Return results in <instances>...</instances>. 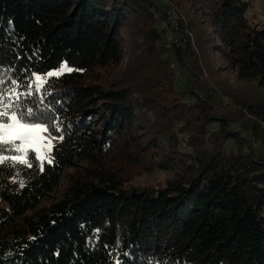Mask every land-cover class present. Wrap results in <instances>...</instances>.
Here are the masks:
<instances>
[{
    "label": "trees",
    "instance_id": "1",
    "mask_svg": "<svg viewBox=\"0 0 264 264\" xmlns=\"http://www.w3.org/2000/svg\"><path fill=\"white\" fill-rule=\"evenodd\" d=\"M185 1L165 48L153 0H0V92L73 69L13 108L63 140L43 171L32 151L31 167L0 163V264H264V98L227 118L201 90L218 59L264 88V29L252 0ZM134 17L133 62L119 27ZM171 56L194 66L195 88L172 83ZM146 59L148 86L101 82L125 62L141 82Z\"/></svg>",
    "mask_w": 264,
    "mask_h": 264
},
{
    "label": "rangeland",
    "instance_id": "2",
    "mask_svg": "<svg viewBox=\"0 0 264 264\" xmlns=\"http://www.w3.org/2000/svg\"><path fill=\"white\" fill-rule=\"evenodd\" d=\"M156 4H160L164 7L160 11L162 13L163 17H160V13H156V17H158V27L166 29L167 31L164 32V35L166 36L164 45L161 43L163 47L167 48L172 45V40L176 37L178 38L180 35L179 32H177V18L180 15V7L181 4H185V0H179V3H177V0H153ZM187 5V4H186ZM185 13V12H184ZM189 13H195L194 9H189ZM248 17L259 24V27L264 29V0H252L251 5L249 6ZM136 18L128 19L125 23L121 24L119 27V37L125 42H130V47L133 49L132 51L136 52L131 58L128 50L126 51L127 57L131 59L134 62V58L139 53H143V49L141 48L142 44L135 43L137 36V27L135 25ZM189 34V33H187ZM190 35V34H189ZM192 36V35H190ZM176 38V40H177ZM194 38V35L192 36ZM142 39L140 40V42ZM159 45V46H160ZM137 50V51H136ZM164 51V50H163ZM150 61L149 59H146L142 63V68L146 69L144 70V76L140 80L135 79L134 73L135 67L128 65L126 62L123 63L120 67H114L112 69H109L108 72H106L104 76V80H102V83H107L109 85L112 84V87L114 88H121V89H127L130 91H134L135 86H148V82L150 80L147 79L149 72L148 70L152 69L151 65L147 67L145 64ZM219 63L221 64L220 70L218 69L214 75L204 74L205 80L208 81V90L205 88H202L201 90L204 92H207V94L210 96L209 99L214 102V110L215 113H217L220 116L224 117H232L234 114H239L242 112L245 114L246 117H250V113H248L247 110V104L248 102L253 100H257L260 98H264V88L261 87L256 81H240L237 79L236 74L232 69H229L226 67L223 61L218 59ZM175 63V66H174ZM177 63V64H176ZM153 66V64H152ZM156 67V66H155ZM194 66L191 65L189 62V65L182 67L178 64V62L171 56V69L175 71L174 75L171 76L172 83L177 84L179 89L186 88L191 89L195 88V77L193 78V69ZM199 67V65H198ZM154 68V67H153ZM196 68V66H195ZM59 69V68H58ZM58 69H54L51 71H56ZM197 72H200L198 68H196ZM46 75V74H45ZM145 79V80H143ZM201 91V92H202ZM203 93V92H202ZM205 95V93H203ZM207 95V96H208ZM138 98V94L131 95V98ZM137 114L141 119H143L144 122L136 123L138 126H141L143 129H147L146 125L147 122H153L154 121V113L149 108H143L139 109L137 111ZM231 124L234 123V120H229ZM42 124V123H41ZM45 137L52 139L51 133L44 132L42 133ZM55 140H53V143ZM73 169H68V172H72ZM53 198V197H52ZM52 198H50L49 201H52Z\"/></svg>",
    "mask_w": 264,
    "mask_h": 264
},
{
    "label": "snow or ice",
    "instance_id": "3",
    "mask_svg": "<svg viewBox=\"0 0 264 264\" xmlns=\"http://www.w3.org/2000/svg\"><path fill=\"white\" fill-rule=\"evenodd\" d=\"M73 69L68 66L67 63L62 64L58 70L49 71L46 75L41 76L33 74L32 83L28 86L29 91L27 93L18 92L16 81L11 83L14 85L12 88L5 92H0V145L9 146L10 149L19 155L3 156L0 155V163L12 161L13 166L15 163H24L28 167L32 165L28 163L26 157L29 151L36 154L35 158L40 162L41 171H43L44 163L52 164L53 157L50 155L55 144L53 140H63L61 129L54 125V130L61 132L59 137H52L49 139L42 135L44 132H48L49 128L45 124L26 122L24 113H18L14 111V107H18L19 97L23 95H32V89L39 90L45 83H47L50 77H59L65 73H71ZM3 81H0L2 84ZM27 115L32 116V110H27ZM21 187L23 184L21 183Z\"/></svg>",
    "mask_w": 264,
    "mask_h": 264
}]
</instances>
